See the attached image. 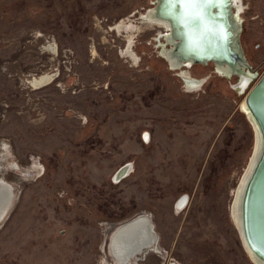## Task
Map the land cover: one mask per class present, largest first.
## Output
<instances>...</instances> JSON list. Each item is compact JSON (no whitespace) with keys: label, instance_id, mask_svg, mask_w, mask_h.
Masks as SVG:
<instances>
[{"label":"rangeland","instance_id":"1","mask_svg":"<svg viewBox=\"0 0 264 264\" xmlns=\"http://www.w3.org/2000/svg\"><path fill=\"white\" fill-rule=\"evenodd\" d=\"M153 2L0 0V176L13 186L0 182V264H116L111 227L140 212L157 241L136 264H257L230 215L254 142L245 93L211 61L170 68L158 31L134 26ZM242 2L250 88L264 0ZM179 72L205 79L189 91Z\"/></svg>","mask_w":264,"mask_h":264},{"label":"water","instance_id":"2","mask_svg":"<svg viewBox=\"0 0 264 264\" xmlns=\"http://www.w3.org/2000/svg\"><path fill=\"white\" fill-rule=\"evenodd\" d=\"M234 8L233 0H213L211 4H191L185 0H154L150 12L169 23L168 38L165 39V36L163 39L168 47L169 56L176 63L175 66L187 60L202 64L211 61L214 67L216 65L225 67L227 75L249 74L255 78L257 73L253 72L240 42L241 26L235 17ZM160 54L167 60L169 66H172L170 60L161 53V46ZM244 96L250 116L242 106L241 110L247 115L253 130L255 126L258 128L261 147L243 189L240 222L236 227L245 250L257 263L250 253L264 262V71ZM255 141L254 130L252 150ZM125 165L127 163L115 171L113 175L115 179L125 176V172H122L121 176L118 174L116 177L117 172ZM16 166L18 167L17 164ZM1 181L13 188L2 175ZM13 199L14 189L10 205ZM127 236L131 238L132 234L129 233ZM148 246L142 245L134 254L144 251L143 249Z\"/></svg>","mask_w":264,"mask_h":264},{"label":"bare ground","instance_id":"3","mask_svg":"<svg viewBox=\"0 0 264 264\" xmlns=\"http://www.w3.org/2000/svg\"><path fill=\"white\" fill-rule=\"evenodd\" d=\"M233 1H234V7H235L233 11H235V17L241 26L243 23L242 21L243 2L242 0H233ZM150 11L151 9L147 10L145 14L141 13L140 18H139L141 21L139 22V24L138 22H137V25L133 24L134 26H136L135 27L136 31L139 32L143 30L144 28H149V29L152 28L158 31L155 35V38H156L155 41L160 42L161 53L170 60L171 65H172L170 66V68L180 69L182 67L187 68L188 66H192L194 63H192L191 60H187L181 65L175 66L176 64L175 61L169 56V52H167V49H168L167 45L165 44V42L161 43L162 41L160 40L162 37L165 38V36H166L165 39L168 38L167 36L169 33L168 30L170 29L169 23L166 19L157 17ZM132 23L134 22L132 21ZM125 26L126 25L124 24H120L116 26V31L120 33L123 30V28L127 27ZM162 29L163 30L165 29L164 30L165 33H163ZM125 39L128 40V42L130 43L131 36L129 35ZM127 54L131 55L128 51H126L125 55ZM215 70L221 75L230 76V75H227L225 67L216 65ZM179 74L187 90L189 91L191 90L193 91L197 89L203 83L205 79V78H199V79L195 78L194 79L192 77L190 78V76L187 73L179 72ZM54 75H55L54 72H49V71L44 72L40 75L29 78L27 82L33 87L42 86L44 84H47L50 80H52ZM236 76L238 80L237 82L232 84L234 89L238 90L239 93H242V94L246 93L249 88V85L252 83L254 78H252L251 75L249 74H241V75H236ZM241 106L244 110H246V112L250 116V113L248 112L246 108L244 99L242 100ZM254 130H255V137H256L254 149L252 150V154L249 158L246 170L243 176H241V179L237 185L238 187H236L237 190L235 191L236 193L231 203L232 208L230 210V215L234 223L236 222L235 225L237 224L239 225L240 213H241V210H240L241 209V197H242L243 189L251 173L252 167L255 163V160L259 154L260 147H261V137H260L259 130L256 126L254 127ZM12 166L16 167V164L12 163ZM128 167L129 165L123 166V168L117 172V175L122 174V172H125V174H127L130 171ZM184 201H185V197H183L181 200L178 201L177 206L181 208ZM149 218L150 216L147 213L140 212L117 223L116 225H112L111 232H109L110 240L107 242V245H105V247L106 246L108 247V251L111 254L112 259L116 264H132V263L136 264V261L142 258L144 252L148 250H154L156 248L157 234H156V231L154 230L153 222L151 218L150 220ZM112 230L114 231L112 232ZM129 233L132 234L131 238L127 236ZM142 245H149V246L145 247L143 249L144 251H140L139 253L134 254L135 250H139ZM250 254L252 258L255 259L257 264H264V262L257 259L254 256V254L252 253ZM170 264H179V263L173 261Z\"/></svg>","mask_w":264,"mask_h":264},{"label":"snow or ice","instance_id":"4","mask_svg":"<svg viewBox=\"0 0 264 264\" xmlns=\"http://www.w3.org/2000/svg\"><path fill=\"white\" fill-rule=\"evenodd\" d=\"M185 2L191 4H199V3L211 4L213 3V0H185Z\"/></svg>","mask_w":264,"mask_h":264},{"label":"flooded vegetation","instance_id":"5","mask_svg":"<svg viewBox=\"0 0 264 264\" xmlns=\"http://www.w3.org/2000/svg\"><path fill=\"white\" fill-rule=\"evenodd\" d=\"M183 197H185V195ZM183 197L179 198L178 201L181 200ZM178 201H177V203H178ZM184 203H185V201H184ZM184 203H183V205H184ZM182 206H181V208H182Z\"/></svg>","mask_w":264,"mask_h":264},{"label":"built area","instance_id":"6","mask_svg":"<svg viewBox=\"0 0 264 264\" xmlns=\"http://www.w3.org/2000/svg\"><path fill=\"white\" fill-rule=\"evenodd\" d=\"M128 164V163H127Z\"/></svg>","mask_w":264,"mask_h":264}]
</instances>
